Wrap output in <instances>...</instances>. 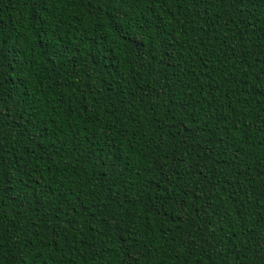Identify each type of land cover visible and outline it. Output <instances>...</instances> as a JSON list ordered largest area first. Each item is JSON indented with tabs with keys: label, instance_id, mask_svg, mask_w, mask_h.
Returning a JSON list of instances; mask_svg holds the SVG:
<instances>
[{
	"label": "trees",
	"instance_id": "1",
	"mask_svg": "<svg viewBox=\"0 0 264 264\" xmlns=\"http://www.w3.org/2000/svg\"><path fill=\"white\" fill-rule=\"evenodd\" d=\"M0 264H264V0H0Z\"/></svg>",
	"mask_w": 264,
	"mask_h": 264
}]
</instances>
